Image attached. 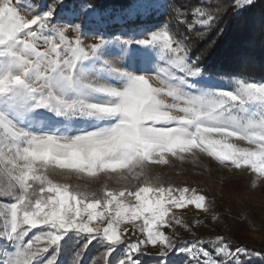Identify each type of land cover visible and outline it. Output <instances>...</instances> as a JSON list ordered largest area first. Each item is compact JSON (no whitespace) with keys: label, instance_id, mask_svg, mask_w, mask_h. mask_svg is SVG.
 <instances>
[{"label":"snow or ice","instance_id":"obj_1","mask_svg":"<svg viewBox=\"0 0 264 264\" xmlns=\"http://www.w3.org/2000/svg\"><path fill=\"white\" fill-rule=\"evenodd\" d=\"M63 2L34 11L23 0H0V198H7L0 264H61L65 253L67 264H142L149 246L156 264H170L174 253L186 264H247L241 257L250 250L223 235L207 245L175 239L176 224L191 232L177 210L211 214L215 201L146 169L199 152L257 187L264 181V78L208 72V51L196 54L195 41L169 23L133 26L126 39L93 27L96 42L84 44L80 23L54 21ZM252 3L236 0V7ZM165 7L181 10L134 0L121 15L134 21ZM226 10L201 0L192 21L181 22L188 32L210 29ZM79 15L99 19L91 4ZM83 177L99 187L80 183ZM93 245L103 251L86 259Z\"/></svg>","mask_w":264,"mask_h":264},{"label":"rangeland","instance_id":"obj_2","mask_svg":"<svg viewBox=\"0 0 264 264\" xmlns=\"http://www.w3.org/2000/svg\"><path fill=\"white\" fill-rule=\"evenodd\" d=\"M57 6L53 19L55 22H73L80 23L84 32L81 39L84 44L95 43L96 39L91 34L93 27H100L106 36L121 35L122 39L129 37L133 26L127 27L124 22L127 17L117 14L114 17L108 11L96 12L99 19H90L84 15H79L82 5L73 11L64 10V4ZM19 2V0H18ZM24 4L31 7L34 11L39 6V11H44L47 5L54 2H45V0H23ZM165 4V0H160ZM162 10H155L151 13L158 14ZM72 14L71 17L69 14ZM150 13V14H151ZM21 14L26 15L24 8H21ZM198 15V14H197ZM119 16L121 22H115ZM148 16V15H147ZM146 16H142L144 19ZM153 26H135L136 31L140 28ZM77 33L69 31V39L75 40ZM107 58V57H106ZM164 65L161 64V67ZM227 86V82H226ZM170 102V101H169ZM241 146H246L245 142H238ZM150 175H160L167 181H172L181 186H189L203 192L205 195L215 201L211 214H205L197 211L194 206L188 209L177 210L181 217H187L190 221L187 223L191 228L189 232L179 224L174 225L176 233L175 239L191 238L203 239L208 237L223 235L235 248L236 246L246 247L250 250L248 256H242L241 259L247 261V264L262 263L264 260V181L257 187L250 186L247 176H242L235 170H230L220 166L215 162L209 161L206 155L197 152L194 156L185 154L183 160L170 158L169 164L155 165L150 164L146 169ZM59 179V177H56ZM76 182V181H73ZM80 183H89L91 187H99L98 183H92L89 178L83 177ZM111 184L112 182L109 181ZM114 186V185H113ZM0 198V207L3 206V200ZM212 214L217 215V219H212ZM196 220L201 223H195ZM2 227V220H0ZM166 234L172 235V229H166ZM135 239V237H133ZM252 252L260 253L258 256L251 255ZM154 259L157 258L155 250L149 246L146 253ZM175 256L186 262V257L180 253ZM171 255L170 259H173ZM62 264V261H61Z\"/></svg>","mask_w":264,"mask_h":264},{"label":"trees","instance_id":"obj_3","mask_svg":"<svg viewBox=\"0 0 264 264\" xmlns=\"http://www.w3.org/2000/svg\"><path fill=\"white\" fill-rule=\"evenodd\" d=\"M53 0H45L51 2ZM134 0H66L64 10L73 11L80 7V4H91L98 12L108 11L111 16L122 14ZM209 8L216 4H223L227 10L210 29L196 26V30L188 32L186 25L181 22L187 16L192 21L193 6L200 5L201 0H165V5L176 4L180 11L173 13L167 7L158 14L151 13L144 19L141 17L125 21L127 27L131 26H154L169 23L172 30L178 33L189 35L196 43L195 53L203 50L208 51L203 63L208 72L241 73L243 78L260 80L264 78V0H253L251 5H245L239 9L236 7V0H203ZM187 10L185 12L184 10ZM208 10V8H206ZM179 22V23H178ZM205 32L201 38L198 33ZM185 223L190 221L187 217H181ZM215 236L208 237L207 242ZM68 240V237H65ZM180 241L192 240L191 238H179ZM64 242H62L63 244ZM209 250L211 246L208 245ZM103 249L95 245L90 246L86 259L96 258ZM175 254V253H174ZM172 254V255H174ZM121 252L117 251L112 259L116 261ZM142 264H156V259L141 255ZM68 256L65 253L61 257L62 264H67ZM102 264V262H101ZM170 264H186L184 260L174 255ZM264 264V260L262 263Z\"/></svg>","mask_w":264,"mask_h":264},{"label":"crops","instance_id":"obj_4","mask_svg":"<svg viewBox=\"0 0 264 264\" xmlns=\"http://www.w3.org/2000/svg\"><path fill=\"white\" fill-rule=\"evenodd\" d=\"M175 254H176V253H175ZM175 254H174V255H175Z\"/></svg>","mask_w":264,"mask_h":264},{"label":"built area","instance_id":"obj_5","mask_svg":"<svg viewBox=\"0 0 264 264\" xmlns=\"http://www.w3.org/2000/svg\"><path fill=\"white\" fill-rule=\"evenodd\" d=\"M180 226V225H179Z\"/></svg>","mask_w":264,"mask_h":264}]
</instances>
